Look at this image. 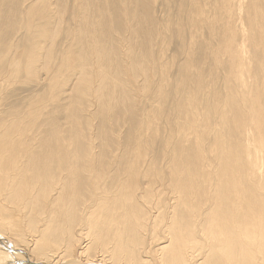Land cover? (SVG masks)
I'll use <instances>...</instances> for the list:
<instances>
[{
	"label": "bare ground",
	"instance_id": "6f19581e",
	"mask_svg": "<svg viewBox=\"0 0 264 264\" xmlns=\"http://www.w3.org/2000/svg\"><path fill=\"white\" fill-rule=\"evenodd\" d=\"M165 1L0 0V264H264V0Z\"/></svg>",
	"mask_w": 264,
	"mask_h": 264
},
{
	"label": "rangeland",
	"instance_id": "374dc122",
	"mask_svg": "<svg viewBox=\"0 0 264 264\" xmlns=\"http://www.w3.org/2000/svg\"><path fill=\"white\" fill-rule=\"evenodd\" d=\"M179 2V0H170V2H169V6L171 7L170 9V12H171V15H174L175 13H176V11H177V9L179 8V6H180V3H181V0H180V2ZM245 2H247V0H245ZM179 5V6H178ZM154 9H155V13H156V15L158 16V18L160 19V20H164V18H165V16H166V13H167V10H168V8H167V6H166V1L165 0H157V2H156V4H155V6H154ZM162 12V13H161ZM37 22V21H36ZM22 32H24V31H22ZM22 32H20V33H18L17 35L16 34H14V36H12L11 37V35H13V33H9V34H11L10 36H9V34H8V40H12L13 41V43H14V47L13 48H15V49H17V48H19V49H17V50H15V49H13V51L10 53V55L8 54V57L6 58V59H8V60H5V62H7L8 63V66H7V63H5V64H3V70L5 71V72H7V73H9V78L7 79V81H5V82H2V83H0V87H1V89H0V114L1 115H5L6 113V116L7 115H9V113L10 112H12V111H15V108H17L18 107V109H19V111L21 110H27L28 109V107H29V101L31 100V99H33L34 98V96H35V98L36 97H38V94H39V96L41 95V94H43L42 92H44L45 90H46V87H45V85L44 84H41V86H40V83H38V82H36V81H31V80H29L27 77H26V75H25V73H19L18 75L16 74L17 72H18V70L17 69H19V66L20 65H18V66H15V64H12L11 63V68L9 67V63H10V61H11V59L10 58H12V57H15V54H19L20 55V60H21V62H22V60H23V56H24V53L26 52V50H27V52H28V48L30 47V45H31V42H32V38L31 37H29L28 36V34L27 33H25L24 32V34H26V35H24ZM24 35H22V34ZM19 35V36H18ZM26 36V37H25ZM22 37V38H21ZM13 38V39H12ZM26 38V39H25ZM30 38V39H29ZM25 41H27V42H29L28 44H27V42H25ZM23 42V43H22ZM25 42V43H24ZM168 42H170V43H168V46H166L167 48H166V56H167V58L168 59H171L173 56H177V59H176V64L175 65H173V67L170 69L171 71H170V77L171 78H174V77H176L177 76V69H178V66L181 64V62H182V60H184V55H181V52H180V42L176 39V38H174L173 40H169ZM17 44V45H16ZM16 45V46H15ZM26 45H27V47H26ZM171 45V46H170ZM26 48V49H25ZM15 50V51H14ZM169 50V51H168ZM178 50H179V52H178ZM172 53V54H171ZM180 53V54H179ZM175 54V55H174ZM14 55V56H13ZM18 55V56H19ZM23 55V56H22ZM171 57V58H170ZM9 61V62H8ZM18 62H20V61H18ZM22 64V63H21ZM13 66V67H12ZM16 69H15V68ZM18 67V68H17ZM17 70V72L14 70ZM10 69H11V71H10ZM13 69V70H12ZM8 70V71H7ZM10 71V72H9ZM174 73V74H173ZM15 74V75H14ZM16 76H18V77H16ZM12 77V78H11ZM221 79L222 78H219V80H218V84L219 83H221ZM4 83V84H3ZM2 84V85H1ZM4 87V88H3ZM3 88V89H2ZM6 92V93H5ZM12 92V93H11ZM34 92V93H33ZM41 93V94H40ZM28 96V97H27ZM19 100H18V99ZM28 99V100H27ZM28 104V105H27ZM5 105V106H4ZM7 106V107H6ZM2 108H3V110H2ZM168 109H169V105H168V107H167ZM61 117V116H60ZM166 134V132L164 131L162 134H161V136L158 138V142H160L161 141V139H163L164 138V135ZM123 136L122 137H124L125 135H126V133H124V131L121 133ZM157 141V140H156ZM156 146H158L157 144L156 145H154V147H156ZM12 243V242H11ZM28 247H25V249L26 250H22V252H26V254H27V256L29 255L28 254V252H29V248L27 249ZM5 251V246L3 245V246H0V251ZM1 251V252H2ZM3 251V252H4ZM5 256V257H4ZM3 257L6 259V256L7 255H4ZM2 257V255L0 254V261H4L5 259ZM11 257V256H10ZM16 258V260L17 261H20L21 260V257H19V256H17V257H15ZM13 259V258H12ZM76 260H78V257L76 258V257H74V259H71V261H76ZM67 262H69V261H67ZM66 262V263H67ZM63 264H65V263H63ZM74 264V263H73ZM96 264V263H95Z\"/></svg>",
	"mask_w": 264,
	"mask_h": 264
},
{
	"label": "water",
	"instance_id": "95a60500",
	"mask_svg": "<svg viewBox=\"0 0 264 264\" xmlns=\"http://www.w3.org/2000/svg\"><path fill=\"white\" fill-rule=\"evenodd\" d=\"M5 247H6L5 249L8 250L9 252L13 251V249L10 247V245L7 244V246H5ZM20 253H22V252H20Z\"/></svg>",
	"mask_w": 264,
	"mask_h": 264
}]
</instances>
